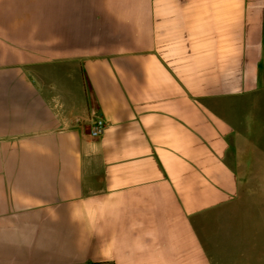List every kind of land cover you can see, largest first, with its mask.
I'll return each mask as SVG.
<instances>
[{
  "label": "crops",
  "instance_id": "1",
  "mask_svg": "<svg viewBox=\"0 0 264 264\" xmlns=\"http://www.w3.org/2000/svg\"><path fill=\"white\" fill-rule=\"evenodd\" d=\"M0 264H264V0H0Z\"/></svg>",
  "mask_w": 264,
  "mask_h": 264
},
{
  "label": "built area",
  "instance_id": "2",
  "mask_svg": "<svg viewBox=\"0 0 264 264\" xmlns=\"http://www.w3.org/2000/svg\"><path fill=\"white\" fill-rule=\"evenodd\" d=\"M105 128V122L101 117L95 116L89 125L88 134L91 137H98L100 136Z\"/></svg>",
  "mask_w": 264,
  "mask_h": 264
}]
</instances>
